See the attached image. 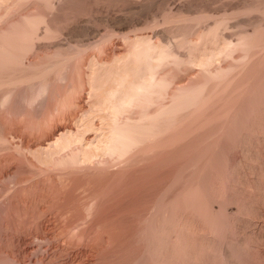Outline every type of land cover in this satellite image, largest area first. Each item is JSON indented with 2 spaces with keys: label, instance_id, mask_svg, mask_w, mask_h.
I'll use <instances>...</instances> for the list:
<instances>
[{
  "label": "rangeland",
  "instance_id": "rangeland-1",
  "mask_svg": "<svg viewBox=\"0 0 264 264\" xmlns=\"http://www.w3.org/2000/svg\"><path fill=\"white\" fill-rule=\"evenodd\" d=\"M215 1L218 2L215 3ZM224 1L0 0V81L3 83V85L0 83V138L4 144L0 143V264H163L162 260L159 259L162 263L157 261L158 259L156 260V258L158 257L152 254L153 248L151 245L161 236L160 231L156 232L155 226L157 224L155 222L157 221L160 224L167 219L166 222L168 223L171 222V217H182L180 214H189L190 217L193 215L194 206L188 195L189 188L191 190L198 183H205L207 188H209L208 190H210L208 183L214 178L215 172L210 169L209 161L213 159L214 153H217L215 149L221 144L219 142L221 139H218L219 137L221 138V131L226 129V127L228 128L230 125L228 123L232 121H230L232 115L239 109H244L242 113L248 116L249 110L246 108V102L251 100L248 96V91H250L252 84L256 82V76V80H260L261 77L264 80V11L260 13L264 10V0H245L247 4L243 3L244 0ZM260 1H263V4ZM255 7L258 9L256 8L255 10ZM259 9L261 10L259 11ZM251 11L253 12L252 14H250ZM228 12L232 13L229 14ZM235 14L238 15V19ZM252 18L253 20H251ZM189 19L191 20L189 21ZM192 20L193 23L191 22ZM219 21L224 22L225 25ZM246 21L247 23L250 21V25ZM226 25H229L230 28L227 26L229 29H226ZM45 26H48V28ZM181 26L183 29H181ZM220 26L225 30H222ZM30 28L32 31H30ZM200 28L204 31L209 29L212 32L208 30L207 33L205 31V34H203L204 31L202 32ZM36 29H38L39 33ZM200 33L202 37L199 35ZM214 33L215 35H213ZM235 33L237 39L234 35ZM249 34H252V37ZM225 35L230 36L229 39ZM243 35H246V37H243ZM221 36L225 37L226 42L228 40L232 43L233 41L237 42L242 37V39H248V43H246L247 40L245 39L244 42L246 41L247 46L243 43V45L240 44V46L236 45L231 48L232 51L230 49L225 51L223 47L220 48V46H224L222 45L223 42L225 44V40ZM198 37L199 41L197 40ZM203 37L204 39L201 41L200 38ZM191 40L195 42H191ZM190 42L191 44H196L190 47ZM253 43L256 46L252 45ZM147 44L160 48L150 55L151 58L149 56L150 59L144 57V55H138ZM210 45L212 46L210 47ZM215 45H217L218 49ZM6 46L9 47L6 49ZM12 46L14 47L12 48ZM248 46L249 49H252L249 50ZM239 47H241L240 51ZM161 48L167 49L165 51ZM192 48L194 49L192 50ZM14 49L16 51L13 53L18 56L12 54ZM242 49L244 52L247 51V54L241 53ZM161 50L166 53L169 52L167 55H173L174 57L169 56V59L165 60V62H163L164 60L158 62L157 54ZM206 50L209 51L207 52ZM227 51L232 52V54ZM226 52L231 57L229 55L227 58ZM135 53H138V56ZM210 54L217 55L218 59L215 57V62L217 60H219L217 62H223L222 64L218 63V66H214L217 64L212 62L214 64H212V67L214 66L215 68L213 67L210 70L211 67L209 68L208 66L211 73L212 71L215 72L216 70L214 69L216 68L218 71L219 68L222 67L224 69L227 65L228 69L234 66V69L238 73L241 70L240 73L244 76H242L243 78L241 76L235 78L237 79L236 82L239 81V84L233 83L229 86L226 83L223 89V86L217 88L215 86V89L219 90H217L218 93L212 88L208 87V90L206 89L210 71L206 70L207 65H200L198 61L205 60L207 57L210 59L213 57ZM247 55L254 57L248 58ZM15 56L16 61L20 60L17 62L15 59L11 60ZM238 57L240 62H243V59L245 62L240 63L237 60ZM155 58L157 59L154 60ZM252 58L255 60H252ZM143 60H146V62ZM148 60L152 61L148 62ZM156 61L160 64L157 65ZM234 61L238 68L235 67ZM231 62L234 64H231ZM196 63L199 65L196 66ZM149 65L155 66L152 69ZM242 68L243 70H248L243 73ZM199 69L204 73L201 72V74ZM248 71H251V74ZM204 74L206 78L203 77ZM125 75H128L125 81L127 79L131 81L135 79L134 84L138 82L136 81L138 78L140 82H143V80L152 77L159 86L155 88V91H159L155 94L159 95H154L155 91H152L153 93H151L154 96L150 97L152 100L148 99L152 103L146 99L149 103L147 104V101L144 102L140 99L146 105L140 103L141 101H137V104L135 103L134 105L133 103L132 106L127 107V111L125 109L121 110L116 117V113L113 115L114 108L112 107L114 106L112 104H115L118 98H123L122 95L126 93L122 89L126 86V82L123 81L125 86L122 87L123 83L120 81V85L117 80H120V77L125 79ZM33 77L36 78L33 79ZM14 79L15 81L13 82ZM29 79H31L30 83H26L29 82ZM8 80L15 85L9 84ZM22 80L25 82L22 83ZM131 81H127L129 82L127 84L132 83ZM4 82L8 84H4ZM196 82L201 83L197 84ZM116 85L119 87L117 92ZM262 85L264 84H260L259 88L263 92V96L264 86L262 87ZM12 86H14L13 90L11 89ZM129 86L127 85L125 89L129 88ZM248 86L250 89H248ZM108 89L110 91L113 90L116 95L119 90L122 93H119L117 97L113 93L116 102H112V98L109 101L112 102L110 105L108 101L106 102ZM198 89L201 91L198 92ZM244 91L246 92L242 94ZM197 92L199 93L198 99L200 98V103L197 99V101L195 100L194 96L193 100H191V96ZM214 93L216 98H212L213 102L209 97L214 95ZM104 95L106 96L105 103L103 100ZM7 96L8 100L6 102L5 99L7 98L5 97ZM200 96L204 100L207 98V101H201L202 98ZM239 97L240 100H238ZM245 98L247 99L245 100ZM2 100L5 101V105ZM222 105H225V107ZM159 106L160 108L162 106L163 109H160ZM204 106L208 107L205 108ZM226 106L227 109L229 108L228 110H231V113L230 111L228 112ZM238 107L240 108L238 109ZM157 109H160L159 112ZM122 111L124 112L123 114H121ZM164 112L167 113L164 114ZM227 112L229 115L232 114L231 117ZM157 113L161 115H157L160 119L157 116L156 119L154 118L155 120L151 119ZM152 114L154 115L152 116ZM218 114L220 116L222 114V116L220 117ZM142 117L146 121H143ZM146 118H150V121H147ZM244 119L248 121V118ZM126 120L132 122H127ZM225 120L227 121L225 122ZM134 121L139 123L135 124ZM151 122L155 123L152 124ZM111 123L112 125L117 123L120 126L123 123L129 126L131 123V128L133 127L131 125L134 124L136 128V125L139 124L137 128L141 126L144 133L149 130L147 125L150 127L152 124V127L150 132L147 131L145 134L140 131L142 137H140V144L142 146L137 143L139 146L137 144L133 146L136 149H130L129 151L132 152L133 150V152L130 153L128 151L130 155L128 153L127 156L124 154L126 159H122L124 155H111L105 151L106 139L109 138L110 130L112 131L111 128L114 127ZM142 124L143 126L146 125L144 126L145 129ZM243 127L247 129V123ZM137 128L136 130H138ZM245 129H243L242 134L246 133L244 132ZM248 129V136H252L248 143L254 142L255 144L252 143L253 148L256 146L255 150L259 152L257 154L259 156L257 162L247 160V155L245 153V155L243 153L242 155L240 148L236 147L237 145L234 142V145L231 146L232 143L230 141H233L234 138L236 139L238 135L229 140L231 144L229 146V143H227L228 146H226L225 153L229 157L232 154V158L230 157L232 161L242 158L240 169L243 167L242 169L245 170L247 166L248 169H252L249 167L250 163L253 168L255 167L252 170H254L257 177L253 176L254 172L252 170L250 172L246 168L245 171L246 173L249 172V179L258 180L257 184L262 186H260L262 199L260 196L257 197L259 198L258 201L261 199L259 202L262 205H259L264 208V142L261 141L260 143V140H263V136L252 127H248ZM60 132L63 134H60ZM149 138L151 139L149 140ZM6 139H8V142ZM62 140L65 143L68 140L70 145L68 144L69 146H66V148L65 145L62 147V144H64H61ZM57 141L60 142L59 144L57 143L58 147L56 146ZM142 142L144 143L142 144ZM60 144L62 148L59 147ZM42 146H44L43 150L41 149ZM45 147L48 148L45 149ZM227 147L233 148L228 151L229 148ZM226 150L230 153L226 152ZM239 151L240 154L237 153ZM86 152L88 155L91 153L88 158ZM81 153H84V155ZM77 155L79 159H77ZM74 156L76 157L74 160L69 159ZM64 159L65 161L63 162ZM253 164H256V166ZM238 176L240 177L241 175H236L237 179ZM195 181L197 184H195ZM236 181L234 179V182ZM253 181L251 180V182ZM231 184L237 185L235 186L236 189L241 191L238 183ZM250 188L248 192L251 191L252 193L254 188L252 189L251 186ZM260 192L259 194L261 195ZM251 193L249 194L251 195ZM180 194H183L184 197L180 196ZM177 197L182 200H178ZM253 197H256V195ZM184 198H186V201ZM172 200L178 201L173 202ZM182 201L184 206L181 204ZM179 202H181V205H179ZM185 204L188 205L186 206ZM178 205L183 209L178 210ZM182 210L184 212H181ZM156 212H160L159 216ZM164 216L165 219L163 218ZM187 216L186 219H188ZM229 228L232 230L226 228L225 231H221L222 235H220L217 242V249L219 250L214 252L216 253L215 255L212 253L213 256H218L219 254L220 258L218 257L217 260L216 257V261H218L216 263L218 264L222 260L220 264H230L227 260H223L224 258H221L222 254H220L222 253L220 245L222 246V242L228 239L232 248L236 246L234 247L236 250H233V252L235 251V256L233 255L231 264H248V262L249 264H264V254H260V250L262 251L263 248L261 247L262 249L260 248L259 250L254 247L256 242L254 239L256 237L253 233L248 232L251 230H242L246 234L242 232L240 236L241 230H239L240 233L238 234V230H233L234 228H231V226ZM184 231L187 234L189 233L190 238L194 239L195 243L198 241L197 245L204 243L205 231ZM155 234L158 235L156 239H154L156 237ZM244 236H251V238L247 240L248 238ZM243 240L244 243L246 242L245 244L242 243ZM250 240L255 242L251 241V243ZM236 244L242 246L250 245L249 247L247 246L250 249L237 246ZM251 247L254 251H251ZM239 256H242L239 259L240 261L237 260ZM235 257L236 259H234ZM216 263L214 262L213 264ZM199 264H201V261Z\"/></svg>",
  "mask_w": 264,
  "mask_h": 264
},
{
  "label": "bare ground",
  "instance_id": "bare-ground-1",
  "mask_svg": "<svg viewBox=\"0 0 264 264\" xmlns=\"http://www.w3.org/2000/svg\"><path fill=\"white\" fill-rule=\"evenodd\" d=\"M224 1V0H223ZM227 1V0H226ZM250 1V0H249ZM254 1V0H253ZM192 2H193V0H192ZM218 1H215V3H217ZM225 2V1H224ZM234 2V1H233ZM259 2V1H258ZM262 2V4H263V1H260V3ZM196 3V2H195ZM222 3V2H221ZM243 3H246L245 2V0H244V2ZM252 3V2H251ZM256 3V2H255ZM259 3V4H260ZM224 4V3H223ZM222 4V5H223ZM225 4H227V3H225ZM228 4H229V2H228ZM247 4V3H246ZM254 4V3H253ZM258 4V3H257ZM261 4V5H262ZM221 5V6H222ZM255 5V4H254ZM194 6V5H193ZM192 6V7H193ZM226 6H228V5H226ZM235 6V5H234ZM244 6H246V5H244ZM250 6V5H249ZM220 7V6H219ZM251 7V6H250ZM258 7V6H257ZM257 7H255V10H256V8ZM262 7V6H261ZM223 8V7H222ZM258 8H260V7H258ZM257 8V9H258ZM264 8V7H263ZM237 9V8H236ZM262 9V8H261ZM261 9H259V11L261 10ZM220 10H221V8H220ZM250 10V9H249ZM249 10H248V12H249ZM218 11V10H217ZM224 11V10H223ZM232 11V10H231ZM233 11H234V9H233ZM247 11V10H246ZM263 11L264 10H262V12H260V13H263ZM210 12H212V11H210ZM234 12H236V10L234 11ZM258 12V11H257ZM229 13V12H228ZM230 13H232V12H230ZM229 13V14H230ZM240 13V12H239ZM247 13V12H246ZM253 12L251 11V13L250 14H252ZM224 14H226V13H224ZM237 14V13H236ZM235 14V15H236ZM207 15V14H206ZM209 15H211L210 13H209ZM228 15V14H227ZM242 15V14H241ZM249 15V14H248ZM257 15V14H256ZM259 15V14H258ZM263 15V14H262ZM215 16V15H214ZM237 16V19H238V15H236ZM261 16V15H260ZM259 16V17H260ZM204 17V16H203ZM210 17V16H209ZM216 17V16H215ZM217 17H218V15H217ZM220 17H222V16H220ZM228 17V16H227ZM246 17V16H245ZM262 17V16H261ZM208 18V17H207ZM211 18V17H210ZM219 18V17H218ZM248 18V17H247ZM250 18V17H249ZM188 19V18H187ZM186 19V20H187ZM192 19V18H191ZM191 19H189V21L191 20ZM196 19H197V17H196ZM203 19V18H202ZM211 19H213V18H211ZM210 19V20H211ZM221 19V18H220ZM220 19H218V20H220ZM236 19V18H235ZM245 19V18H244ZM193 20H195V19H193ZM193 20L191 21L192 23H193ZM198 20V19H197ZM203 20H205V19H203ZM215 20H216V18H215ZM225 20V19H224ZM241 20V19H240ZM246 20V19H245ZM251 20H253V18L251 19ZM256 20V19H255ZM199 21V20H198ZM202 21V20H201ZM209 21V20H208ZM217 21V20H216ZM220 21H222V20H220ZM219 21V22H220ZM234 21V20H233ZM236 21V20H235ZM260 21H261V19H260ZM188 22V21H187ZM194 22H196V20L194 21ZM218 22V21H217ZM230 22V21H229ZM250 22V21H249ZM249 22L247 23V21H246V23L247 24H249ZM263 22V21H262ZM261 22V23H262ZM186 23V22H185ZM189 23V22H188ZM203 23V22H202ZM207 23V22H206ZM205 23V24H206ZM212 23H213V21H212ZM215 23V22H214ZM220 23H222V22H220ZM228 23V22H227ZM238 23V22H237ZM240 23V22H239ZM245 23V22H244ZM243 23V24H244ZM253 23V22H252ZM251 23V24H252ZM257 23V22H256ZM255 23V24H256ZM183 24V23H182ZM210 24V23H209ZM218 24V23H217ZM223 25H225L224 24V22L222 23ZM235 24V23H234ZM242 24V26H244ZM247 24H246V26H247ZM46 25H47V23H46ZM185 25V24H184ZM190 25V24H189ZM195 25V24H194ZM193 25V26H194ZM200 25V24H199ZM214 25V24H213ZM213 25H211V26H213ZM222 25V26H223ZM250 25V24H249ZM257 25V24H256ZM260 25V24H259ZM258 25V26H259ZM183 26V25H182ZM181 26V27H182ZM204 26V25H203ZM209 26V25H208ZM222 26H220V28L222 27ZM229 27V25H226V29ZM241 26V27H242ZM252 26V25H251ZM254 26V25H253ZM252 26V27H253ZM45 27H47L48 28V26H45ZM186 27V26H185ZM189 27V26H188ZM191 27V26H190ZM200 27V26H199ZM217 27V26H216ZM225 27V26H224ZM231 27H235V26H231ZM247 27H249V26H247ZM254 27H256V26H254ZM207 28V27H206ZM209 28V27H208ZM230 28V27H229ZM228 28V29H229ZM258 28V27H257ZM262 28V27H261ZM31 29V28H30ZM29 29V30H30ZM42 29V28H41ZM181 29H183V27L181 28ZM201 29V28H200ZM222 30H225V29H223V28H221ZM240 29H242V28H240ZM252 29V28H251ZM256 29V28H255ZM35 30V29H34ZM33 30V31H34ZM38 29H36V31H37ZM40 30V29H39ZM45 30H46V28H45ZM186 30V29H185ZM185 30H184V32H185ZM192 30V29H191ZM197 30H198V28H197ZM209 30V29H208ZM207 30V31H208ZM213 30V29H212ZM243 30V29H242ZM244 30H245V28H244ZM257 30V29H256ZM259 30V29H258ZM30 31H32V29L30 30ZM189 31V30H188ZM199 32H200V30H198ZM198 31H197V33H198ZM201 31L203 32L204 30H202L201 29ZM205 31H206V29H205ZM205 31L203 32V34H205ZM207 31H206V33H207ZM210 31V30H209ZM217 31H218V29H217ZM234 31V30H233ZM237 31V30H236ZM235 31V32H236ZM248 31V30H247ZM251 31V30H250ZM255 31V30H254ZM38 33H39V31H37ZM46 32V31H45ZM194 32V31H193ZM193 32H191V33H193ZM210 32H212V31H210ZM215 32V31H214ZM228 32V31H227ZM245 32V31H244ZM197 33H196V35H197ZM221 33V32H220ZM232 33V32H231ZM230 33V34H231ZM241 33H243V32H241ZM252 33H253V31H252ZM195 34V33H194ZM218 34V33H217ZM224 34V33H223ZM201 37H202V35H201V33L199 34ZM198 35V36H199ZM210 35V34H209ZM213 35H215V33L213 34ZM212 35V36H213ZM220 35V34H219ZM232 35V34H231ZM235 35V37H236V39H237V36H236V33L234 34ZM250 35V34H249ZM252 35V34H251ZM250 35V37H252ZM187 36H190V35H187ZM206 36V35H205ZM226 36V35H225ZM242 36V35H241ZM253 36H255V35H253ZM208 37H210V36H208ZM220 37V36H219ZM222 37V36H221ZM226 37H228V39H229V37L230 36H226ZM239 37V36H238ZM243 37H246V35L244 36L243 35ZM222 38H224L223 40H225V37H222ZM247 38H249V37H247ZM199 39V37L197 38V40ZM201 39V41H202V39H204V37L203 38H200ZM213 39V38H212ZM232 39H233V37H232ZM236 39H234V40H236ZM246 38H243L242 39V37H240V39H239V41L237 40V42L236 41H233V43L232 42H229L230 40H228V42H226V40H225V44H224V42L223 41H221V42H223V44L222 45H224V46H220V48L221 47H223L224 49H225V51L226 50H228V49H230L231 51H232V49L231 48H233V47H235L236 45L237 46H240V44L241 45H243V43H245L244 42V40H245ZM254 39V38H253ZM187 40H188V38H187ZM195 40V39H194ZM196 40V41H197ZM220 40V39H219ZM247 40V42L246 43H248V39H246ZM190 41V40H189ZM199 41V40H198ZM204 41V40H203ZM10 42V41H9ZM8 42V43H9ZM191 42H195V41H192L191 40ZM191 42H190V47H191V45H194V44H196V43H194V44H191ZM209 42V41H208ZM218 42V41H217ZM220 42V41H219ZM12 43H13V41H12ZM11 43V44H12ZM204 43V42H203ZM246 43H245V45H246ZM251 43V42H250ZM10 44V43H9ZM59 44V43H58ZM57 44V45H58ZM198 44V43H197ZM209 44H211V43H209ZM214 44H215V42H214ZM214 44H212V45H214ZM218 44V43H217ZM7 45V44H6ZM17 45V44H16ZM15 45V46H16ZM189 45V44H188ZM208 45V44H207ZM212 45H210V47L212 46ZM244 45V46H245ZM252 45H255L254 43L252 44ZM3 46V45H2ZM1 46V47H2ZM10 46V45H9ZM8 46V47H9ZM157 46H158V44H157ZM159 46H161L162 47V45L161 44H159ZM164 46V45H163ZM247 46V45H246ZM256 46V45H255ZM254 46V47H255ZM7 46H6V49L8 48ZM14 46H12V48H13ZM17 47V46H16ZM195 47V46H194ZM198 47H201V46H198ZM203 47V46H202ZM205 47V46H204ZM215 47L217 48V45H215ZM214 47V48H215ZM257 47H259V46H257ZM145 48V49H144ZM144 48L142 49V50H144V51H142L141 49V51L139 52V54L138 55H141V56H143L144 55V57H148L149 58V56L153 53V52H156L155 50L156 49H158V47L157 48H155L154 46H152V44H147L146 45V47L144 46ZM196 48H197V46H196ZM196 48H195V50H196ZM209 48V47H208ZM215 48V49H216ZM219 48V49H220ZM240 49H239V51L241 50V47H239ZM264 48V47H263ZM17 49V48H16ZM160 49V48H159ZM158 49V50H159ZM162 50L164 49V48H161ZM167 49V48H166ZM166 49H164L165 51H166ZM194 48H192V50H193ZM200 49V48H199ZM218 49V48H217ZM235 49V48H234ZM237 50H238V48H236ZM244 49L246 50V48L244 47ZM248 49H249V46H248ZM250 49H252V48H250ZM249 49V50H250ZM160 51L158 54H157V58H155L154 60H156L157 59V61L159 62V61H163V62H165V60H167V59H169V56H171V57H174L173 55H167L168 53H166V52H164V51ZM202 50V49H201ZM256 50V49H255ZM261 50H263V49H261ZM3 51V50H2ZM16 50L14 49V51H12V54L13 55H15L16 53H13V52H15ZM168 51V50H167ZM207 51V50H206ZM209 51V50H208ZM207 51V52H208ZM220 51H223V50H220ZM225 51H224V53H225ZM236 51V50H235ZM252 51V50H251ZM250 51V52H251ZM9 56H10V48H9ZM138 52V51H137ZM158 52V51H157ZM197 52H198V50H197ZM202 52V51H201ZM206 52V53H207ZM216 52V51H215ZM214 52V53H215ZM227 52H229V51H227ZM227 52H226V54H227ZM242 52H244V50L242 49V51H241V53ZM247 52V51H246ZM246 52H244V53H246ZM255 52V51H254ZM4 53V52H3ZM142 53V54H141ZM191 53V52H190ZM189 53V54H190ZM194 53V52H193ZM195 53H196V51H195ZM194 53V54H195ZM230 54H232V52H229ZM236 53V52H235ZM238 54H239V52H237ZM249 53V52H248ZM259 53V52H258ZM8 54V53H7ZM136 54V53H135ZM136 54V55H137ZM192 54V53H191ZM204 54H205V52H204ZM203 54V55H204ZM230 54H227L226 56H227V58H228V56L230 55ZM247 54V53H246ZM245 54V55H246ZM252 54V53H251ZM137 55V56H138ZM220 55V54H219ZM221 55H222V53H221ZM225 55V54H224ZM253 55V54H252ZM254 55H256V54H254ZM16 56H18L17 54H16ZM16 56L13 58V59H11V60H14L15 58H16ZM136 56V57H137ZM141 56H139V57H141ZM166 56H168V57H166ZM191 56V55H190ZM195 56V55H194ZM193 56V57H194ZM197 56H200V55H197ZM207 56V55H206ZM209 56V55H208ZM210 56H213V57H211L210 59H209V57H207L205 60H199V59H197V60H199L198 61V63L200 62V65H207L206 67V70L209 72L210 70H212L213 69V67L214 66H218V63H221V62H217V61H219V60H217L216 62L214 61L215 59V57L218 59V57H217V55L216 56H214V55H211L210 54ZM233 56V55H232ZM238 56H241V55H238ZM243 56V55H242ZM248 56V55H247ZM229 57H231V55L229 56ZM235 57H237V56H235ZM249 57H254V56H251V55H249L248 56V58ZM150 58H151V56H150ZM149 58V59H150ZM166 58V59H165ZM220 59H224V58H221V57H219ZM244 58V57H243ZM10 59V58H9ZM18 59V58H17ZM187 59V58H186ZM225 59H226V57H225ZM254 58H252V60H253ZM11 60H10V63H11ZM18 60H20V59H18ZM17 60V61H18ZM141 60V59H140ZM188 60V59H187ZM229 60V59H228ZM234 60H236L235 58H234ZM238 61H239V57H238V59H237ZM236 60V61H237ZM242 60V59H241ZM246 60H248L247 58H246ZM255 60V59H254ZM9 61V60H8ZM15 61H16V59H15ZM16 61V62H17ZM137 61H139V59H137ZM143 61H145L146 62V60H143ZM152 61V60H151ZM151 61H149L148 60V62H151ZM156 61V62H157ZM226 61H227V59H226ZM232 61V60H231ZM250 61H251V58H250ZM13 62V61H12ZM157 62V65L158 64H160V63H158ZM187 62H189V61H187ZM212 62H215V64H217V65H214ZM229 62V61H228ZM240 62V61H239ZM243 62H245L244 61V59H243ZM243 62H240V63H243ZM138 63V62H137ZM143 63V62H142ZM195 63V62H194ZM223 63V62H222ZM221 63V64H222ZM234 63H235V67L236 68H238L236 65V62L234 61ZM233 62H231V64H234ZM239 63V64H240ZM251 63V62H250ZM18 64V63H17ZM152 64V63H151ZM212 64L214 65L213 67H212ZM14 65V64H13ZM57 65H58V62H57ZM57 65H55V66H57ZM60 65V64H59ZM197 65H199V64H197L196 63V66ZM241 65H243V64H241ZM245 65V64H244ZM243 65V66H244ZM249 65V64H248ZM150 66V65H149ZM155 66V65H154ZM154 66L153 65H151L150 67L153 69L154 68ZM194 66V65H193ZM208 66H209V68H210V70H209V68H208ZM225 66H226V64H225ZM230 66H233V65H230ZM229 66V67H230ZM238 66H240V65H238ZM246 66V65H245ZM250 66V65H249ZM199 67V66H198ZM240 67H242V66H240ZM239 67V68H240ZM248 67V66H247ZM53 68V67H52ZM155 68H157V67H155ZM201 68V67H200ZM215 68V67H214ZM244 68V67H243ZM243 68H242V71H243V73H244V71H246V70H248V69H246V70H243ZM251 68V67H250ZM201 69H203V68H201ZM201 69H199L200 71V73L202 72V70ZM245 69V68H244ZM253 69V68H252ZM206 70H205V73H206ZM214 70H216L217 71V68L216 69H214ZM251 70V69H250ZM254 70V69H253ZM204 71V70H203ZM213 72L212 71V73H211V71H210V73L208 74L209 75V79H207V80H209L206 84V86H207V90H208V87L211 89H214V90H216V92L218 93V89H215V86H216V88L217 87H222V89L223 88H225L224 86H226V83H228V85L229 86H231L233 83L234 84H236V83H238V82H236L237 81V79H235L237 76H241V78H243L244 76L240 73V71H239V73H238V71H236L235 69H234V66H233V68H229L228 69V65H227V67H224V69H222V67L221 68H219L218 69V71L217 72ZM13 72V71H12ZM249 72V71H248ZM251 72V71H250ZM249 72V73H250ZM261 72V71H260ZM149 73V72H148ZM147 73V74H148ZM202 73H204V72H202ZM201 73V74H202ZM254 73V72H253ZM256 73H257V71H256ZM239 74H241V75H239ZM248 74V73H247ZM251 74V73H250ZM255 74V73H254ZM258 74H259V72H258ZM150 75V74H149ZM153 75V74H152ZM246 75V74H245ZM249 75V74H248ZM257 75V74H256ZM126 76H128V75H125V79H122V77H123V75H122V77H120L119 79L120 80H117V81H119V83H120V81L123 83L122 84V87H124L125 86V82H126V86L125 87H127V85L129 86V88H126V89H128V90H126L125 89V87L124 88H122L123 90H125V95L123 96L122 95V97L123 98H118L116 101H115V97H114V94L113 93H115V92H113V90H109L108 89V95H104V103H105V97H106V102L108 101V104L110 105V103H112V102H116L115 104H112V106H114V107H112V108H114V110H113V115L116 113V117H117V114L119 115V113H120V111L121 110H126L127 111V107H129L130 105L132 106V104L134 103V105H135V103L137 104V101L138 102H140L141 100H143L144 102L145 101H147L148 99H150V97L152 96H154V95H156L155 93L158 91H155V88L158 86V84L157 83H155L154 82V79L152 78V77H150L149 79H147V80H143V82H140V80H139V78H138V80H136V81H138L136 84H134L133 82H134V80H128L127 79V81H131L132 83H130V84H127V83H129V82H127V81H125L126 80ZM144 76H145V74H144ZM147 76V75H146ZM243 76V77H242ZM261 76V75H260ZM12 77V76H11ZM37 77V76H36ZM36 77H33V79L34 78H36ZM60 77V76H59ZM203 77H205V74H204V76ZM251 77V76H250ZM255 77V76H254ZM253 77V78H254ZM1 78V77H0ZM14 78V77H13ZM28 78V77H27ZM129 78V77H128ZM147 78V77H146ZM156 78V77H155ZM206 78V77H205ZM240 77H239V79H241ZM256 78H257V76H256ZM256 78H255V81L256 82H254V84H252V86L249 88V86H248V89H250V91H248L249 93V98H251V100H248V102H246L247 103V109L249 110L248 111V113H247V115L248 116H245L246 114L245 113H242V111L244 112V109L243 110H240L239 108L240 107H238V111H236L233 115H232V117H233V119H232V117H231V115H229V111H230V113H231V110H228L227 109V106H226V109L228 110V115L231 117V119H230V121H231V123H228V124H230L229 126H228V128L226 127V129H222L223 131H221L222 133H221V138L219 137L218 139H223L222 140V142H221V140H219V142L221 143H219L220 145H218V149L216 148L215 150H217L216 152V154L214 153V157H213V159H211L210 161H209V167H210V169L211 170H213L214 172H215V176H214V178H212V180L208 183V185H209V187H210V190H208L209 188H207V185L205 184V183H203V182H205V181H203L202 183L203 184H205V185H203V184H197L196 183V181H195V184H197V185H195V187H193L191 190H190V188H189V193H188V195L190 196L189 198H191V200L190 201H193V215L190 217L189 216V214H180V216L182 215V217H180V218H176V217H171L172 219L170 220L171 222H166L167 221V219L164 221V223L162 222V220H161V222L162 223H160V224H158L157 223V221L155 222L157 225L155 226L156 228V232L157 231H160V237H158V235H156V237H154V239H156L157 237H158V239H156L154 242H153V240H151L152 242H153V244L151 245V247L153 248V252H152V250H151V252H152V254H154L156 257H158V258H156V260L157 261H159V262H161L160 260H162L163 261V264H199L200 263V261H201V264H213L214 262L216 263V262H218V261H216V257H217V260H218V257H219V254H218V256H213V254L212 253H214V252H217L219 249H217L218 247H217V242L219 241V238H220V235H222V232H223V230L225 231L226 230V228H228V230H232V229H230L229 227L231 226V228L233 227L234 229L233 230H238V234L240 233V231L239 230H241V233H240V236H241V234H242V232H244L245 230L246 231H248V230H251V231H248L249 233H253V235L256 237V239H254L253 241L255 242L253 245H254V247L256 248V249H259L260 250V248L262 247L263 248V250L261 251L260 250V254L262 253V254H264V208L263 207H261L259 204H261L259 201H261V196H262V190H261V185L260 184H257L258 183V180H254L253 181V179L252 178H250L253 182H251V180L249 179V172L248 173H246V168L248 167H245V170L244 169H242L243 167H241V169H240V166H242L241 164H242V162H241V160H242V158L239 160V159H235V161L233 160L232 161V154H230L231 156V158L229 157V155H226V153H225V149H226V146H228V144L227 143H229V140L231 139V138H233V137H235V135H238V137L235 139L234 138V140L233 141H230L231 143H232V145L231 146H233L234 144H233V142L237 145H235L236 147H239L240 148V151H241V154L243 153H245L247 156L246 157H248V159L247 160H250V162H257V159H258V155L257 154H259V152H256V150H255V147L253 148V145H252V143L253 144H255L254 142H251L250 144L248 143V141H250L249 139H250V137L252 138V136H248V131H247V129H248V127L249 128H254V129H256L257 130V132L258 133H261L262 134V136H263V140H260V143H261V141H263L264 142V95L262 96V94H263V92L260 90V84H264V80H262V77H261V79L259 80V79H257L256 80ZM24 79V78H23ZM32 79V78H31ZM31 79H29V82H26V83H30V80ZM59 79V78H58ZM122 79V80H121ZM140 79H141V77H140ZM238 79V80H239ZM11 80V79H10ZM18 80V79H17ZM27 80V79H26ZM235 80V81H234ZM259 80V81H258ZM15 81V79L13 80V82ZM123 81H125V82H123ZM141 81H142V79H141ZM241 81V80H240ZM244 81V80H243ZM246 81V80H245ZM248 81V80H247ZM251 81V80H250ZM12 82V81H11ZM23 82H25V81H23L22 80V83ZM59 82V81H58ZM160 82H161V80H160ZM249 82V81H248ZM0 83H2L1 81H0ZM8 83L9 84H11V85H15L14 83H10L9 82V80H8ZM7 82H4V84H8ZM16 83H18V82H16ZM21 83V82H20ZM61 83V82H60ZM118 83V84H119ZM197 83V82H196ZM199 83H201V82H199ZM199 83H197V84H199ZM202 83H203V81H202ZM253 83V82H252ZM204 84H205V82H204ZM239 84V83H238ZM245 84H247L246 82H245ZM244 84V85H245ZM249 84H251V83H249ZM1 85V84H0ZM2 85H3V83H2ZM10 85V86H11ZM17 85V84H16ZM120 85H121V83H120ZM195 85V84H194ZM240 85H241V82H240ZM248 85V84H247ZM255 85V86H254ZM166 86V85H165ZM193 86V85H192ZM196 86V85H195ZM203 86V85H202ZM246 86V85H245ZM264 85H262V87H263ZM14 86H12L11 87V89L13 88ZM58 87V86H57ZM62 87V86H61ZM159 87V86H158ZM182 87H185V86H182ZM236 87V86H235ZM243 86L241 85V88H242ZM119 87L116 85V92H117V89H118ZM120 88H121V86H120ZM190 88V87H189ZM192 88V87H191ZM193 88H195V87H193ZM247 88V87H246ZM10 89V90H11ZM62 89V88H61ZM114 89V88H113ZM238 89H240V88H238ZM247 89V90H248ZM264 89V88H263ZM13 90V89H12ZM60 90V89H59ZM160 90V89H159ZM181 90V89H180ZM189 90V89H188ZM205 90V89H204ZM206 90V91H207ZM218 90V91H217ZM221 90V89H220ZM232 90V89H231ZM242 90H243V88H242ZM242 90H240V91H242ZM245 90V89H244ZM7 91H9V90H7ZM7 91H6V94H7ZM152 91H155L154 92V95L152 94L153 92ZM179 91V90H178ZM192 92H193V90H191ZM195 91H197V90H195ZM195 91H194V93H195ZM201 91V90H200ZM199 91V89H198V92H200ZM206 91H204V92H206ZM211 91V90H210ZM239 91V90H238ZM61 92V91H60ZM109 92H112V93H109ZM119 93H121L120 92V90L118 91ZM124 92V91H123ZM152 92V93H151ZM159 92V91H158ZM157 92V93H158ZM185 92V91H184ZM183 92V93H184ZM191 92V93H192ZM196 93L195 95L193 94H191L192 96V99L191 100H193V96H194V98H195V100L197 99L198 100V102L200 103V101H199V99H198V94L199 93ZM203 92V91H202ZM209 92V91H208ZM212 92H213V90H212ZM212 92H211V94H212ZM215 92V93H216ZM221 92V91H220ZM222 92H223V90H222ZM246 91H244V92H242V94L243 93H245ZM101 93V92H100ZM102 93H103V91H102ZM107 93V92H106ZM118 93V94H119ZM151 93V94H150ZM162 93V92H161ZM160 93V94H161ZM178 93V92H177ZM187 93V92H186ZM188 93H190V92H188ZM215 93H214V95H211V97H209V99H212V98H216L215 97ZM117 94V95H118ZM122 94V93H121ZM201 95H202V93H200ZM204 94V93H203ZM233 94H234V91H233ZM242 94H240V95H242ZM115 95H116V93H115ZM117 95H116V97H117ZM157 95H159V94H157ZM156 95V96H157ZM206 95V94H205ZM218 95V97H220L219 96V94H217ZM245 95V94H244ZM243 95V96H244ZM247 95V94H246ZM121 96V95H120ZM188 96V95H187ZM208 96H210L209 94H208ZM207 96V97H208ZM212 96H214V97H212ZM225 96V95H224ZM179 97V96H178ZM180 97H182V96H180ZM201 97V96H200ZM217 97V98H218ZM221 97H223L222 95H221ZM241 97V96H240ZM240 97H239V99L238 100H240ZM5 98H7V99H5V101L6 100H8V96L7 97H5ZM103 98V97H102ZM112 98H113V100H112ZM142 98H144V99H142ZM187 99H188V97H186ZM202 98V97H201ZM205 98V97H204ZM237 98V97H236ZM242 98V97H241ZM1 99V98H0ZM119 99H121V100H119ZM141 99V100H140ZM147 99V100H146ZM157 99V98H156ZM189 99H190V96H189ZM207 99V98H206ZM205 99V100H206ZM222 99V98H221ZM247 98H245V100H246ZM52 100V99H51ZM110 100H112V102H109ZM150 100H152V99H150ZM150 100H148L149 102H150ZM196 100V101H197ZM204 99L202 98V100L201 101H203ZM204 100V101H205ZM213 100V99H212ZM220 100V99H219ZM219 100H217V101H219ZM5 101H3L2 100V102H4L3 104L5 105ZM50 101V100H49ZM143 101H141L140 103H142ZM148 101L146 102L147 104H149L148 103ZM184 101V100H183ZM196 101H195V103H196ZM207 101V100H206ZM210 101V100H209ZM7 102V101H6ZM194 102V101H193ZM197 102V103H198ZM213 102H214V100H213ZM213 102H211V103H213ZM243 102H245V101H243ZM1 103V102H0ZM103 103V104H104ZM150 103H152V102H150ZM205 104H207L206 102H204ZM220 103V102H219ZM239 103V102H238ZM107 104V103H106ZM107 104V105H108ZM143 104V103H142ZM192 104V103H191ZM215 104V103H214ZM223 104H225V103H223ZM241 104V103H240ZM243 104V103H242ZM106 105V106H107ZM133 105V106H134ZM141 105V104H140ZM143 105H146V104H143ZM193 105V104H192ZM196 105H198V104H196ZM195 105V106H196ZM202 105V104H201ZM238 106H239V104H237ZM1 106V105H0ZM104 106V105H103ZM194 106V107H195ZM206 106V105H205ZM204 106V107H205ZM210 106V105H209ZM223 106V105H222ZM242 106V105H241ZM3 107H5V106H3ZM167 107V106H166ZM183 107V106H182ZM203 107V106H202ZM208 107V106H207ZM207 107H205V108H207ZM223 107H225V105L223 106ZM228 107H230V106H228ZM111 108V107H110ZM112 108H111V110H112ZM159 108H160V106H159ZM161 108H162V106H161ZM160 108V109H161ZM197 108V107H196ZM204 108V109H205ZM3 109V108H2ZM129 109V108H128ZM159 109V110H160ZM163 109V108H162ZM165 109V108H164ZM168 109V108H167ZM203 109V108H202ZM222 109V108H221ZM231 109V108H230ZM158 110V109H157ZM156 110V111H157ZM159 110H158V112H159ZM195 110V109H194ZM223 110V109H222ZM232 110H233V107H232ZM234 110H236V109H234ZM246 110V109H245ZM125 111V112H126ZM164 111V110H163ZM165 111H166V109H165ZM221 111V110H220ZM168 112V111H167ZM167 112H164V114H166ZM170 112H172V110H170ZM225 111H223V113H224ZM234 112V111H233ZM254 112H256V113H258V114H256V113H254ZM124 112L122 111V113L121 114H123ZM156 113V112H155ZM161 113V112H160ZM195 113V112H194ZM253 113H254V115H253ZM262 114V116H260L261 114ZM147 114V113H146ZM145 114V115H146ZM171 115H172V113H170ZM225 114V113H224ZM249 114H250V116H249ZM144 115V116H145ZM154 114H152V116H153ZM158 115V113L157 114H155L154 116L155 117H151V119H156V116ZM174 115V114H173ZM176 115V114H175ZM219 115V114H218ZM225 115H227V114H225ZM224 115V116H225ZM252 115H253V117H252ZM121 116V115H120ZM148 116V115H147ZM146 116V117H147ZM151 116V115H150ZM158 116H161V115H158ZM157 116V117H158ZM163 116V115H162ZM167 116V115H166ZM165 116V117H166ZM220 116V115H219ZM221 116H222V114H221ZM220 116V117H221ZM114 117V116H113ZM119 117V116H118ZM149 117V116H148ZM147 117V118H148ZM170 117H172V116H170ZM225 117H227V116H225ZM143 118V117H142ZM146 118V119H147ZM159 118V117H158ZM162 118V117H161ZM164 118V117H163ZM166 118H168V117H166ZM218 118V117H217ZM223 118V117H222ZM244 118H248V121L247 120H245ZM251 118V119H250ZM115 119V118H114ZM118 119V118H117ZM131 119V118H130ZM144 119V118H143ZM154 119V120H155ZM160 119V118H159ZM227 119V118H226ZM138 120V119H137ZM136 120V121H137ZM140 120H141V117H140ZM139 120V121H140ZM150 121V118L149 119H147V121ZM153 120V121H154ZM224 120V119H223ZM251 120V121H250ZM113 121V120H112ZM115 121V120H114ZM127 121V120H126ZM125 121V122H126ZM129 121V120H128ZM127 121V122H128ZM143 121H146L145 119L143 120ZM227 120H225V122H226ZM119 122V121H118ZM124 122V123H125ZM129 122H132V121H129ZM142 122V121H141ZM156 122V121H155ZM155 122H151L152 124H154ZM159 122V121H158ZM222 122V121H221ZM121 123V122H120ZM123 123V124H124ZM134 123L136 124V123H139V122H135L134 121ZM144 123H146V122H144ZM143 123V124H144ZM149 124H150V122H148ZM246 123H247V129H245V127H243L242 128V126H245L246 125ZM248 123H249V125H248ZM250 123H252V124H250ZM121 125L120 126V124L118 125L117 123H116V125H115V123L113 124L114 125V127H112L111 129H112V131L110 130V135H109V138L108 139H106L107 140V144L105 145L104 143V145H105V151H107L108 153H110L111 155L112 154H114V155H126L127 156V153L129 154V150L130 149H132V148H135V147H133V146H135L137 143H141L140 142V140H141V134H140V131H143V129H141V126H140V128H137L138 127V125H136V128L139 130H136V128H135V125L133 124V125H131V126H133L132 128L130 127V124H129V126H127L126 124H124V125H126V126H124V125ZM143 124H142V127L144 128V126H146V125H144L143 126ZM147 124V123H146ZM151 124V125H152ZM157 124H159V123H157ZM225 124V123H224ZM245 124V125H244ZM111 125H112V123H111ZM112 125V126H113ZM150 125V127H149V125H147V129H149V130H147V131H149L150 132V128L152 127ZM154 126V125H153ZM149 127V128H148ZM225 127V126H224ZM223 128V127H222ZM135 129V130H134ZM145 129V128H144ZM243 129H245L244 130V132H246V133H244V134H242L243 133ZM249 130V129H248ZM252 130V129H251ZM146 131V130H145ZM146 131V132H147ZM152 131V130H151ZM155 131V130H154ZM253 131V130H252ZM145 132V133H146ZM148 132V133H149ZM156 132V131H155ZM154 132V133H155ZM248 132V133H247ZM255 132V131H254ZM17 133V132H16ZM46 133V132H45ZM44 133V134H45ZM62 132H60V134H61ZM143 133H144V131H143ZM144 133V134H145ZM13 134V133H12ZM52 134V133H51ZM63 134V133H62ZM218 134V133H217ZM219 134H220V132H219ZM218 134V135H219ZM251 134V133H250ZM261 134H259V135H261ZM17 135V134H16ZM53 135V134H52ZM56 135H57V133H56ZM150 135H151V133H150ZM142 136H143V134H142ZM148 136V135H147ZM216 136V135H215ZM11 137H13V136H11ZM42 137H43V135H42ZM45 137V136H44ZM62 137H64V136H62ZM141 137V138H140ZM151 137V136H150ZM154 137V136H153ZM217 137V136H216ZM4 138V137H3ZM56 138V137H55ZM55 138H54V140H55ZM144 138H146V137H144ZM148 138V137H147ZM146 138V139H147ZM53 139V138H52ZM60 139V138H59ZM58 139V141H60ZM151 138H149V140H150ZM217 139V138H216ZM217 139V140H218ZM3 140V139H2ZM7 140V142H8V139H6ZM44 140V139H43ZM143 140V139H142ZM0 141H1V138H0ZM45 141V140H44ZM56 142V146H57V143L59 144L60 142ZM68 140H66V143L65 142H63V140H62V142H61V144L62 143H64V144H62V147H64V145H65V148H66V146H69L70 144V142L68 141ZM105 141V140H104ZM147 141V140H146ZM146 141H144V142H146ZM252 141V140H251ZM3 141H1L0 143L2 144V145H4L3 143H2ZM46 142H48V141H46ZM144 142H142V144L144 143ZM5 143V142H4ZM55 143V142H54ZM53 143V144H54ZM106 143V142H105ZM216 143V142H215ZM227 145H226V144ZM231 143H229V146H230V144ZM49 144H51V143H49ZM48 144V145H49ZM61 144H60V146L59 147H61ZM67 144V145H66ZM69 144V145H68ZM217 144V143H216ZM47 145V146H48ZM103 145V146H104ZM138 145V144H137ZM141 145V144H140ZM46 146V145H45ZM52 146V145H51ZM55 146V145H54ZM139 146V145H138ZM142 146V145H141ZM43 147V148H42ZM41 147V149L43 150L44 149V146H42ZM58 147V146H57ZM56 147V148H57ZM61 147V148H62ZM48 148V147H47ZM46 147H45V149H47ZM103 149H104V147H102ZM138 148V147H137ZM215 148V147H214ZM227 148H229V147H227ZM231 148V147H230ZM230 148H229V150L228 151H230ZM233 148V147H232ZM231 148V149H232ZM239 148H238V150H239ZM40 149V150H41ZM136 149V148H135ZM134 149V150H135ZM257 149V148H256ZM39 150V149H38ZM86 151V150H85ZM129 151V152H128ZM227 150H226V152H228ZM240 151L239 152H237V153H239L240 154ZM258 151V150H257ZM132 152H133V150H132ZM132 152H130V153H132ZM214 152V151H213ZM212 152V153H213ZM90 153V152H89ZM228 153H230V152H228ZM81 154H83L84 155V153H81ZM91 154V153H90ZM90 154L88 155V153L86 152V155H88L87 156V158L90 156ZM242 154V155H243ZM244 154V155H245ZM85 155V156H86ZM113 155V156H114ZM125 155H124V157L122 158V159H126V157H125ZM130 155V154H129ZM216 155V156H215ZM238 155V154H237ZM242 155H241V157H242ZM112 156V157H113ZM212 156V155H211ZM210 156V157H211ZM231 159H229L228 157ZM72 157V156H71ZM69 158V159H72V160H74V158H76L77 157V159H79L78 158V155L75 157H73V158ZM81 157H83V156H81ZM129 157V156H128ZM86 158V157H85ZM84 158V159H85ZM86 158V159H87ZM121 158H120V160H121ZM69 159H68V162H69ZM76 159V160H77ZM233 159H234V157H233ZM88 160H90V159H88ZM117 160H118V158H117ZM65 161V159L63 160V162ZM245 161V160H244ZM73 162V161H72ZM255 162V163H256ZM70 163H71V160H70ZM240 163V164H239ZM65 164V163H64ZM66 164H67V162H66ZM247 164H249V163H247ZM250 166V168H252V169H255V167L253 168V166L251 165V163L249 164ZM254 165V164H253ZM244 166V165H243ZM245 166H246V164H245ZM254 166H256V164L254 165ZM252 169H248L247 168V171L249 170H252ZM218 170V171H217ZM253 172H254V170H252ZM252 171H250V172H252ZM241 175L240 177L238 176V179H237V177H236V175ZM199 175V174H198ZM252 175V174H251ZM253 176L255 177L256 175H255V172H254V174H253ZM252 176V177H253ZM196 177V176H195ZM198 177V176H197ZM257 177V176H256ZM210 179V178H209ZM234 179H236L237 181L236 182H234ZM255 179H257V178H255ZM203 180H204V178H203ZM199 181V180H198ZM231 181V182H230ZM233 181V182H232ZM256 181V182H255ZM200 182H201V180H200ZM231 183H238L239 184V188H240V190L241 191H239L238 189H236V187L235 186H237V185H233V184H231ZM241 184V185H240ZM240 186H242V187H240ZM250 186L252 187V189L254 188V191L255 190H257V191H253L252 190V193H251V191L250 192H248V189L250 190L251 188H250ZM261 186V187H260ZM188 188V187H187ZM187 188H186V190H187ZM263 189V188H262ZM260 190H261V192H260ZM188 191V190H187ZM209 191V192H208ZM183 192H184V190H183ZM182 192V193H183ZM186 192V191H185ZM259 192L261 193V195L259 194ZM249 193H251V195L249 194ZM255 193V194H254ZM184 194V193H183ZM183 194H180V196L182 195L183 196ZM256 195V197H253V196H255ZM179 196V197H180ZM184 196H185V194H184ZM183 196V197H184ZM260 196V200L258 201V197ZM189 198H188V201H189ZM177 199H178V197H177ZM186 198H184V200H185ZM178 200H182V199H178ZM178 200H174L175 202H177ZM173 201V200H172ZM173 201V202H174ZM186 201V200H185ZM189 201V202H190ZM188 202V203H189ZM181 202H179V205H181V204H183V206H184V203H183V201H182V203L180 204ZM186 203V202H185ZM192 203V202H191ZM263 203V202H262ZM179 205H178V210L179 209H183V208H180L179 207ZM186 205V204H185ZM188 205V204H187ZM186 205V206H187ZM262 205V204H261ZM166 206V205H165ZM164 206V207H165ZM168 206H169V204H168ZM183 206H181V207H183ZM190 206V205H189ZM172 207H174V206H172ZM191 207V206H190ZM189 207V208H190ZM163 208V207H162ZM185 208V207H184ZM192 208V207H191ZM167 209V208H166ZM173 209V208H172ZM176 209V208H175ZM174 209V210H175ZM188 209V208H187ZM160 210V209H159ZM170 210V209H169ZM189 210V209H188ZM247 210H249V211H247ZM157 211V210H156ZM161 211V210H160ZM167 211V210H166ZM171 211V210H170ZM162 212V211H161ZM175 212H176V210H175ZM181 212H184L183 210L181 211ZM191 212V211H190ZM156 213H158V212H156ZM155 213V214H156ZM160 213V212H159ZM159 213H158V216H159ZM163 214V213H162ZM161 214V215H162ZM177 214V213H176ZM170 215H171V213H170ZM189 217H188V216ZM155 216V215H154ZM186 216H187V218L188 219H186ZM168 217H169V214H168ZM164 219H165V216L163 217ZM166 218H167V216H166ZM156 219V218H155ZM160 219V218H159ZM152 223V222H151ZM154 224V223H153ZM152 226V225H151ZM150 226V227H151ZM227 226H229V227H227ZM153 228V227H152ZM155 229H153V230H155ZM149 230V229H148ZM184 230H200L199 232H201V230H203V231H205V233H206V235H205V239H204V243L203 244H200V245H197L196 243L198 242H194V239H191L190 238V235H189V233L187 234L186 233V231H184ZM227 230V231H228ZM242 230H244V231H242ZM222 231V232H221ZM189 232H191V231H189ZM151 233H152V231H151ZM193 233V232H192ZM197 233V232H196ZM196 233H194V234H196ZM203 233V232H202ZM233 233V232H232ZM234 233H235V231H234ZM153 234H154V232H153ZM157 234H159V233H157ZM200 234V233H199ZM224 234V233H223ZM227 235H228V233H226ZM225 234V235H226ZM230 234V233H229ZM244 234H246L245 232H244ZM154 235V236H155ZM253 235H251V236H253ZM194 236V235H193ZM236 236V235H235ZM247 236H249V235H247ZM247 236H244V237H247ZM251 236L250 237H247L246 239L247 240H249V238H251ZM253 236V237H254ZM151 237V236H150ZM192 237V236H191ZM234 237V236H233ZM243 237V239H245ZM226 238V237H225ZM242 238V237H241ZM198 239V238H197ZM238 239V238H237ZM223 240V239H222ZM195 241H196V239H195ZM235 241V240H234ZM240 241V240H239ZM252 240H250V242H251ZM252 241V242H253ZM228 241V239H227V241H223L222 242V246L220 245V248L222 247V253H220V254H222V257L221 258H224L223 260H227V262L228 263H232L233 261V255L235 256V254H234V252H233V250H236V248H234V247H236V246H234L233 248H232V246L230 245L231 243ZM241 242V241H240ZM251 242V243H252ZM221 243V242H220ZM242 243H244V240L242 241ZM246 243V242H245ZM244 243V244H245ZM248 243V242H247ZM237 244H238V242H237ZM236 244V245H237ZM237 246H242V245H237ZM248 245H243L242 247H244V248H248L247 247ZM150 248V247H149ZM148 248V249H149ZM151 248V249H152ZM238 248V247H237ZM241 248V247H240ZM261 248V249H262ZM248 249H250V248H248ZM254 249V248H253ZM238 250V249H237ZM240 250H243V249H240ZM259 250H258V252H259ZM150 251V250H149ZM239 251V250H238ZM244 251V250H243ZM242 251V252H243ZM251 251H254V250H252V247H251ZM255 251H257V250H255ZM237 252V251H236ZM233 253V254H232ZM241 253V252H240ZM149 254H151V253H149ZM216 253H214V255H215ZM237 254V253H236ZM154 255H152V256H154ZM242 255V254H241ZM254 255H255V253H254ZM256 255H257V253H256ZM154 256V257H155ZM244 256V255H243ZM240 257H242V256H239V258L237 259V260H239L240 259ZM151 258H153V257H151ZM220 258V257H219ZM244 258V257H243ZM160 259V260H159ZM234 259H236V257L234 258ZM264 259V258H263ZM242 260V259H241ZM251 260H253V259H251ZM251 260H250V262H251ZM155 261V260H154ZM202 261H204L203 263H202ZM240 261V260H239ZM262 261V260H261ZM219 262H220V260H219ZM221 262H222V260H221ZM220 262V263H221ZM226 262V261H225ZM235 262V261H234ZM241 262H243V261H241ZM246 262H247V260H246ZM256 262V261H255ZM162 263V262H161ZM220 263H218V264H220ZM236 263V262H235ZM237 263H238V261H237ZM254 263V262H253ZM217 264V263H216ZM223 264V263H222ZM226 264V263H225ZM240 264V263H239ZM248 264H249V262H248ZM252 264V263H251Z\"/></svg>",
  "mask_w": 264,
  "mask_h": 264
}]
</instances>
